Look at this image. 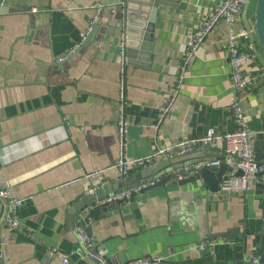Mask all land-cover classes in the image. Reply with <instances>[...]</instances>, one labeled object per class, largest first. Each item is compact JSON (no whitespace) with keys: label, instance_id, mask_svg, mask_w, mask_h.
<instances>
[{"label":"crops","instance_id":"obj_1","mask_svg":"<svg viewBox=\"0 0 264 264\" xmlns=\"http://www.w3.org/2000/svg\"><path fill=\"white\" fill-rule=\"evenodd\" d=\"M98 1L0 3L6 8L0 11V160L4 176L23 198L20 227L12 232L2 223L0 200V234H9V264H65L48 255L53 245L70 253V264H92L77 252L79 223L114 264L155 254L166 256L167 264H240L251 253L263 255L264 174L247 191L213 192L202 177L180 181L171 173L172 167L201 158L222 159V147L191 151L156 175L169 176L164 184L135 187L136 194L120 205L104 206L94 196L96 183L114 181L122 171L121 82L129 122L125 159L130 168L124 180L171 155L138 166L134 159L203 136L210 127L219 134L234 130L230 105L237 94L226 47L231 27L222 20L187 64L171 112L152 126L179 77L191 34L221 0H166L134 57L127 46L135 47L142 18L128 33L114 4L102 0L95 39L71 56ZM133 7L150 10L144 2ZM253 12L249 0L237 25L252 26ZM251 44L255 56L247 73L264 67L262 47L258 41ZM241 96L256 157L263 162L264 80ZM95 168L104 171L90 178ZM67 181L73 182L63 186ZM209 240L216 243L202 249Z\"/></svg>","mask_w":264,"mask_h":264},{"label":"built area","instance_id":"obj_2","mask_svg":"<svg viewBox=\"0 0 264 264\" xmlns=\"http://www.w3.org/2000/svg\"><path fill=\"white\" fill-rule=\"evenodd\" d=\"M249 0H221V2L207 14L201 21L198 29L191 34L190 43L183 53L182 68L177 81L172 86L169 97L161 109L159 120L152 123V126L158 127L160 121L164 119L172 110V106L179 95L183 78L186 74L187 64L195 55L206 36L210 33L213 27L219 21H225L230 27L231 32L226 39V47L229 53L232 83L237 94L232 101L230 108L235 118L236 128L232 131L219 134L215 128L207 129L203 136L197 138H189L179 141L175 145L161 147L157 149L153 155L145 158H137L131 161L133 166L145 165L152 162L153 159L164 154L171 155L177 148V153L181 154L193 150H210L212 148L222 147L224 157L220 158H201L195 162L183 163L172 167L171 173L178 180H183L198 173L202 167L218 166L225 162L228 165L227 171L224 173L219 185L220 191L234 192L247 191L251 188L252 183L258 179L259 171L264 170V161H258L256 150L254 147V132L250 127L243 99L241 94L247 90L253 83L264 80V67H259L255 73H247L246 65L251 62L255 56L252 49V41L257 42L256 34L253 26L237 25L242 17L244 9ZM103 1H98L95 4L96 14L89 21L88 28L81 34V41L87 36L92 29L98 13L101 11ZM79 43V44H80ZM64 57H61L62 60ZM120 99L118 103V137L121 149V156L118 164L119 168L126 172L130 168V164L125 159L126 138L128 133L129 122L124 113L125 94L124 83L120 84ZM223 144V145H222ZM103 168H95L88 176L90 178L100 177L103 173ZM73 181L63 183V186L69 185ZM124 196H129V192L119 194H111L104 201H112ZM0 200L2 202V223L12 232L20 227V218L18 209L23 202V198L18 196L13 185L6 179L3 174V167L0 160ZM104 201H101L104 202ZM78 233L81 248L77 252L83 256H92L102 258L104 254L101 249L96 246L95 241L86 232L85 226L81 223L75 226ZM9 234H0V264H9V256L7 251ZM216 241L209 240L207 243H202L201 248L205 249L207 245H213ZM47 253L50 257L56 258L65 264L71 263L70 253L58 246H50L47 248ZM168 259L161 254L143 255L127 261L126 264H167ZM240 264H264V257L259 253H251L249 258Z\"/></svg>","mask_w":264,"mask_h":264},{"label":"water","instance_id":"obj_3","mask_svg":"<svg viewBox=\"0 0 264 264\" xmlns=\"http://www.w3.org/2000/svg\"><path fill=\"white\" fill-rule=\"evenodd\" d=\"M254 5V12H253V22L252 26L254 28L256 38L260 44V46L263 49V55H264V0H251ZM146 3L150 6L149 12L143 11L141 9H137L133 7L134 3ZM0 3H3V0H0ZM105 3L110 4L113 3L114 10L117 13L116 16L121 17L123 20V24H125V31L128 33L132 32V28H134L133 23L138 19H140V28L137 31V34L139 35L136 39L137 43L134 48H130V46H127L128 53H130L131 56H137V52L139 50V45L142 42V40H146L149 37V33H147L148 24L154 23L158 14V7L160 4L167 3L166 0H105ZM0 11H6V8L0 7ZM100 28V23L95 22L92 29L89 31L87 36L82 40L81 44L75 48V50L71 53V56L76 55L78 52L83 51L85 47L89 45L91 41H93L96 37V33L98 29ZM148 45H151V42L148 43ZM138 46V47H137ZM191 151H187L181 154L177 153V148L172 152L171 156L164 160L160 164H155L149 167H145V169L141 168L140 172L132 177H128L124 180V177L126 176V172L120 171L119 178L111 181V182H104L99 181L96 183L95 186V194L98 201H104L108 194L113 192L112 194H119L122 192H129V196H124L122 198L112 200V201H104L101 204L102 205H110L111 203H117L121 204L124 201H127L130 196H134L136 194V191L134 190L135 187H139L140 190H145L150 187H154L159 184H164V181L169 176L156 179V175L159 174L162 170L167 169L169 166H171L172 163H176L183 159L185 155L189 154ZM228 165L223 162L219 166H206L202 167L198 173L192 174L186 179L180 180V181H195L198 178H204L206 182L208 183V187L213 192L220 191V181L224 175V173L227 171ZM259 175L264 174V170L259 171ZM140 178L141 182H136V179ZM264 206V205H263ZM264 257V254L262 255ZM88 261L92 264H114L112 261L113 257H108L107 255L103 254L102 258H95L92 256H86ZM112 258V259H111ZM104 261V262H103Z\"/></svg>","mask_w":264,"mask_h":264}]
</instances>
